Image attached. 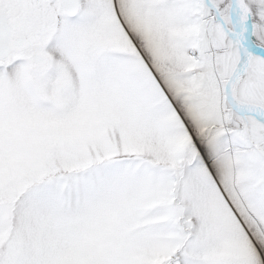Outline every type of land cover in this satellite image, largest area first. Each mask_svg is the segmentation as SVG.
Returning <instances> with one entry per match:
<instances>
[{
  "label": "rangeland",
  "instance_id": "rangeland-1",
  "mask_svg": "<svg viewBox=\"0 0 264 264\" xmlns=\"http://www.w3.org/2000/svg\"><path fill=\"white\" fill-rule=\"evenodd\" d=\"M81 1L46 72L0 73V264H264V161L221 129L225 75L209 52L227 36L195 21L214 13L203 0ZM215 1L227 16L230 0ZM198 153L179 185L168 167Z\"/></svg>",
  "mask_w": 264,
  "mask_h": 264
},
{
  "label": "flooded vegetation",
  "instance_id": "flooded-vegetation-1",
  "mask_svg": "<svg viewBox=\"0 0 264 264\" xmlns=\"http://www.w3.org/2000/svg\"><path fill=\"white\" fill-rule=\"evenodd\" d=\"M24 2V6L0 8V14H4L11 24L9 44L13 49H16L15 45L19 38L23 39V45L19 46L20 49L31 48L32 40L35 38V34L32 33L33 29L37 31L38 27L45 26L47 23L54 24L62 16L58 0H24ZM253 132L252 130V137ZM260 145L264 151V143Z\"/></svg>",
  "mask_w": 264,
  "mask_h": 264
},
{
  "label": "water",
  "instance_id": "water-1",
  "mask_svg": "<svg viewBox=\"0 0 264 264\" xmlns=\"http://www.w3.org/2000/svg\"><path fill=\"white\" fill-rule=\"evenodd\" d=\"M207 3L211 4L213 6V4L211 2H209V0H206ZM233 2V7L239 3L240 7H242L243 11H245L246 13V17H247V26L244 28V30L242 31V37L244 38V42H245V46H242L241 42H240V33L238 32V26L237 23L234 21V29L236 32H238V36L231 34V36H233V38L235 39V41L239 44L240 47V53H241V59L240 62L238 64V66L236 67V70L234 71V75L232 77L231 80H234L235 77L240 74V72L242 70H244V68H246L249 64V60H250V56L252 52H258L261 55H264V50L255 46L252 42H251V28H252V22L250 21V12L248 11V8L245 4V2L243 0H232ZM230 103L234 106V108L236 107H243V108H249L251 109L253 112H260L264 114V110L259 107V106H254L251 104H241L237 101H235L232 97L229 98Z\"/></svg>",
  "mask_w": 264,
  "mask_h": 264
},
{
  "label": "bare ground",
  "instance_id": "bare-ground-1",
  "mask_svg": "<svg viewBox=\"0 0 264 264\" xmlns=\"http://www.w3.org/2000/svg\"><path fill=\"white\" fill-rule=\"evenodd\" d=\"M239 21L241 22V24L245 23L244 19H243V15H241V14L239 15Z\"/></svg>",
  "mask_w": 264,
  "mask_h": 264
}]
</instances>
